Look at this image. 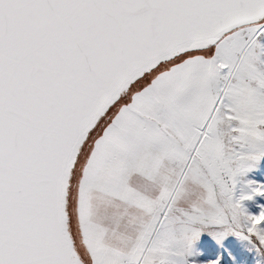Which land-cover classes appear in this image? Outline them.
<instances>
[{
    "label": "snow or ice",
    "instance_id": "snow-or-ice-1",
    "mask_svg": "<svg viewBox=\"0 0 264 264\" xmlns=\"http://www.w3.org/2000/svg\"><path fill=\"white\" fill-rule=\"evenodd\" d=\"M0 264H264V0H0Z\"/></svg>",
    "mask_w": 264,
    "mask_h": 264
}]
</instances>
